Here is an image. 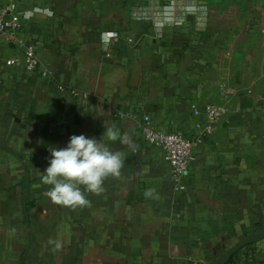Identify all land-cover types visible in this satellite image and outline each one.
<instances>
[{
  "label": "crops",
  "instance_id": "obj_1",
  "mask_svg": "<svg viewBox=\"0 0 264 264\" xmlns=\"http://www.w3.org/2000/svg\"><path fill=\"white\" fill-rule=\"evenodd\" d=\"M140 1L17 0L33 16L0 35V264H214L264 230V37L237 55L231 40L202 37L187 6L156 18V0ZM111 31L119 39L105 43ZM30 44L49 78L6 64ZM205 102L226 115L194 147L176 192L141 119L192 140L190 105ZM113 126L120 139L104 142L123 153L121 175L85 191L87 205L53 202L49 146L100 140ZM232 264H264V239Z\"/></svg>",
  "mask_w": 264,
  "mask_h": 264
},
{
  "label": "built area",
  "instance_id": "obj_2",
  "mask_svg": "<svg viewBox=\"0 0 264 264\" xmlns=\"http://www.w3.org/2000/svg\"><path fill=\"white\" fill-rule=\"evenodd\" d=\"M167 8L178 7L177 0H164ZM33 13L22 11L17 0H0V35L15 36L21 27V22L25 18H31ZM105 43H114L119 39V34L115 31L105 32L102 35ZM131 43V39H127ZM111 57L110 53L106 54ZM8 66H15L29 74L37 73L41 78H49L50 71L44 68L37 57V46L30 44L24 48L22 61L10 59L6 61ZM60 92H64V87H58ZM72 100H83L85 94L69 91ZM190 113L195 120L197 135L191 140L181 133L171 130H160L152 122L148 115H143L141 119V135L145 144L158 148L163 153V161L170 168V176L175 183L176 192L183 191L185 187L181 180L193 162V149L204 137L213 134L217 125L226 115L223 106L211 102L201 105L191 104ZM203 264V263H196Z\"/></svg>",
  "mask_w": 264,
  "mask_h": 264
},
{
  "label": "clouds",
  "instance_id": "obj_3",
  "mask_svg": "<svg viewBox=\"0 0 264 264\" xmlns=\"http://www.w3.org/2000/svg\"><path fill=\"white\" fill-rule=\"evenodd\" d=\"M120 137V130L113 126L104 129L100 140L80 134L70 136L63 147L49 146L50 158L42 180L52 186L48 192L50 199L57 204L83 206L89 204L85 191L103 192L105 179L119 177L125 163L123 153L114 151L104 141ZM152 195V189L145 191L146 197Z\"/></svg>",
  "mask_w": 264,
  "mask_h": 264
},
{
  "label": "rangeland",
  "instance_id": "obj_4",
  "mask_svg": "<svg viewBox=\"0 0 264 264\" xmlns=\"http://www.w3.org/2000/svg\"><path fill=\"white\" fill-rule=\"evenodd\" d=\"M151 3L140 1L146 8ZM165 3L164 0L155 1L156 18L167 6ZM177 6H187L191 10L202 37L216 42L231 40V51L237 55L250 51L253 39L264 37V0H177ZM141 15L148 14L143 12Z\"/></svg>",
  "mask_w": 264,
  "mask_h": 264
},
{
  "label": "water",
  "instance_id": "obj_5",
  "mask_svg": "<svg viewBox=\"0 0 264 264\" xmlns=\"http://www.w3.org/2000/svg\"><path fill=\"white\" fill-rule=\"evenodd\" d=\"M264 239V230L256 233L254 235H251L240 242H238L236 245H234L232 248H230L221 258H219L214 264H228L231 259L239 253L242 249L253 245L254 243L263 240Z\"/></svg>",
  "mask_w": 264,
  "mask_h": 264
},
{
  "label": "trees",
  "instance_id": "obj_6",
  "mask_svg": "<svg viewBox=\"0 0 264 264\" xmlns=\"http://www.w3.org/2000/svg\"><path fill=\"white\" fill-rule=\"evenodd\" d=\"M236 256V255H235ZM233 263V258L231 259V261L228 264H232Z\"/></svg>",
  "mask_w": 264,
  "mask_h": 264
}]
</instances>
